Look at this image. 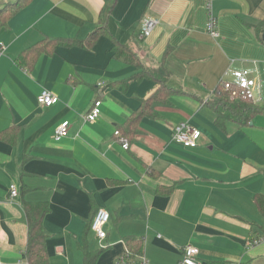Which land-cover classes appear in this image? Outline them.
Returning <instances> with one entry per match:
<instances>
[{
	"label": "crops",
	"instance_id": "obj_1",
	"mask_svg": "<svg viewBox=\"0 0 264 264\" xmlns=\"http://www.w3.org/2000/svg\"><path fill=\"white\" fill-rule=\"evenodd\" d=\"M145 18L159 22L148 37ZM263 21L264 0H29L0 24V262L27 264L23 207L45 203L49 264H83L85 253L116 264L128 236L149 264H180L186 245L199 249L200 264H264V243L246 246L264 237ZM96 29L91 46L19 58L45 37L83 41ZM129 52L144 69L168 72L175 91L132 127L158 84L137 76ZM235 71L255 81L262 111L246 127L220 129L207 101ZM43 90L58 102L38 105ZM96 101L98 118L84 121ZM63 122L67 135L55 141ZM180 123L200 132L196 146L172 141ZM119 129L134 131L127 150ZM101 209L110 215L103 240L89 229Z\"/></svg>",
	"mask_w": 264,
	"mask_h": 264
},
{
	"label": "trees",
	"instance_id": "obj_2",
	"mask_svg": "<svg viewBox=\"0 0 264 264\" xmlns=\"http://www.w3.org/2000/svg\"><path fill=\"white\" fill-rule=\"evenodd\" d=\"M28 1L29 0H17L14 4L0 9V24H6L8 18L15 14ZM263 26L264 21L261 22L257 28L259 29V27ZM99 30L100 29H96L93 31L83 41L76 39L45 37L42 39V41L38 42L34 46L24 50L19 58L23 63L26 64L27 61L34 60L40 54H51L57 47L91 46V43L97 39L98 34L101 31ZM122 48L126 49V47L117 44L115 50ZM124 57L126 61L135 63L136 67H138L137 76L139 78H150L158 84V90L146 100L142 101L141 108L128 119V125L129 127H132L136 125L141 117L152 115L151 106L154 102L158 101L167 103L168 98L175 91L168 85L169 73L164 69L160 68L156 71L144 69L136 61L134 55L130 52ZM235 90L238 89L234 83L230 89H225L224 86L219 83L213 92V98L207 101L208 106L216 115L215 124L220 129H223L227 122L234 123L239 127H246L249 125L252 119L262 111V108L255 105L252 99L247 98L239 93H237L235 96H232V92ZM118 131L122 138L126 139L128 142H131L132 134L134 132L133 129H119ZM15 142L16 139L12 144ZM23 210L27 222V242L22 253V258L27 264H49L46 253V240L48 238V233L43 225L44 217L49 211L48 205L45 203H25ZM91 223L92 220L89 223V229L91 227ZM124 243L127 248V252L129 253V257L133 259L141 257L143 244L139 239L133 236H128L124 238ZM95 261L96 255L85 253L83 264H95Z\"/></svg>",
	"mask_w": 264,
	"mask_h": 264
},
{
	"label": "built area",
	"instance_id": "obj_3",
	"mask_svg": "<svg viewBox=\"0 0 264 264\" xmlns=\"http://www.w3.org/2000/svg\"><path fill=\"white\" fill-rule=\"evenodd\" d=\"M209 4L207 7L209 8ZM158 20L145 18L141 22V36L148 37L153 29L158 25ZM206 30L212 35L217 36L216 32V20L210 16L207 24ZM235 78V86L239 90H235L232 92V96H235L237 93L253 99V88L255 87V81L249 78L247 71H235L233 73ZM221 84L225 89H230L233 85L232 82L221 81ZM98 86H101L98 84ZM58 102L57 97L51 95L47 90H43L37 97V103L43 107H50ZM101 101H96L93 107L88 111L86 115H84L83 119L86 122H94L100 113ZM68 132V123L63 122L58 125L54 130V140L60 141L63 137L67 135ZM114 135L120 139L122 143V148L124 150L129 149V142L122 138L119 131L116 130ZM200 137V132L193 127H191L188 123H180L175 126L174 131L172 133V141L178 145H181L184 148H191L196 146L198 139ZM10 196L17 197L18 189L14 184L9 186ZM110 218L109 213L106 210H98L94 215L91 223L90 229L97 236L98 239L103 240L106 237V232L104 230V226L108 223ZM264 243V237L253 238L247 242L246 246L253 247L256 244ZM199 249L197 247L186 245L182 248V259L180 264H200L198 260ZM0 264H2L0 262ZM116 264H149L148 261L144 257H139L137 259H133L129 257V253L123 257H121ZM232 264H240V263H232Z\"/></svg>",
	"mask_w": 264,
	"mask_h": 264
},
{
	"label": "rangeland",
	"instance_id": "obj_4",
	"mask_svg": "<svg viewBox=\"0 0 264 264\" xmlns=\"http://www.w3.org/2000/svg\"><path fill=\"white\" fill-rule=\"evenodd\" d=\"M253 99H254V95H253Z\"/></svg>",
	"mask_w": 264,
	"mask_h": 264
},
{
	"label": "water",
	"instance_id": "obj_5",
	"mask_svg": "<svg viewBox=\"0 0 264 264\" xmlns=\"http://www.w3.org/2000/svg\"><path fill=\"white\" fill-rule=\"evenodd\" d=\"M251 124V123H250Z\"/></svg>",
	"mask_w": 264,
	"mask_h": 264
}]
</instances>
